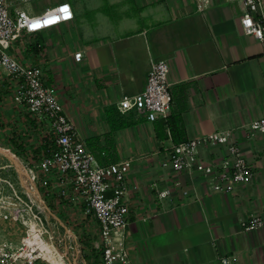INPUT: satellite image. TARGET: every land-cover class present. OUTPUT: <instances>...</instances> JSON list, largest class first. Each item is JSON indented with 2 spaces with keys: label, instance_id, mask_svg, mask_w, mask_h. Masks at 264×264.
Listing matches in <instances>:
<instances>
[{
  "label": "crops",
  "instance_id": "0c3cea01",
  "mask_svg": "<svg viewBox=\"0 0 264 264\" xmlns=\"http://www.w3.org/2000/svg\"><path fill=\"white\" fill-rule=\"evenodd\" d=\"M37 2L21 8L37 15L67 2L74 18L22 35L7 51L42 69L44 85L100 164L129 162L123 234L131 264H219L222 255L234 264H264V226L242 232L239 225L254 216L264 220V135L248 137L242 129L264 117V42L242 33L240 2L207 0L201 10L197 0ZM159 60L169 66L178 142L161 120L116 110L122 98L144 91L150 63ZM12 87L0 69V147L22 154L38 136L13 102ZM217 131L232 132L253 173L232 193H214L201 175L174 171L169 162L174 144ZM200 155L217 163L225 148H201Z\"/></svg>",
  "mask_w": 264,
  "mask_h": 264
},
{
  "label": "built area",
  "instance_id": "2783aa9c",
  "mask_svg": "<svg viewBox=\"0 0 264 264\" xmlns=\"http://www.w3.org/2000/svg\"><path fill=\"white\" fill-rule=\"evenodd\" d=\"M32 1L38 0H0V69L13 85V102L33 121L38 136L36 145L23 155L7 151L15 162L0 153V264H52L45 246L70 264L69 252L77 254L78 249L72 227L81 223L82 230L93 231L91 222L97 224V239L91 246L96 263L131 264L123 234L128 224L125 178L129 162L100 164L76 137L54 92L44 85L42 69L21 64L7 52L22 35H34L74 18L67 2L37 15L28 14L21 5ZM197 1L201 10L207 0ZM225 1L240 2L242 33L264 42L261 1ZM73 58L80 62L82 53H75ZM168 73L165 60L152 61L144 91L122 98L116 110L120 114L134 112L151 123L165 122L172 105ZM242 129L248 137L264 135V117L252 120ZM231 138V131H217L174 144L169 151L172 169L201 175L214 193H232L236 185L248 182L253 173ZM216 146H224L223 158L217 163L205 162L201 148ZM3 159L8 162L2 164ZM166 195V191L159 193L160 198ZM239 225L242 232H248L263 227L264 220L254 216L241 220ZM85 255L87 261L90 255ZM76 259L86 264L79 255ZM218 261L234 264V259L226 255L219 256Z\"/></svg>",
  "mask_w": 264,
  "mask_h": 264
},
{
  "label": "rangeland",
  "instance_id": "374dc122",
  "mask_svg": "<svg viewBox=\"0 0 264 264\" xmlns=\"http://www.w3.org/2000/svg\"><path fill=\"white\" fill-rule=\"evenodd\" d=\"M37 3H38L37 1H32L30 4L32 5V4H37ZM27 4H29V3H27ZM16 155H19V154H16ZM7 162H8L7 160L3 159L2 164L7 163ZM70 227H72V225H70ZM82 227L83 226L81 223L75 225V227H72L76 231V234H77L78 249H77V254H76V251H70L69 252L70 264H82V263H78V259H76V255H79L80 259H82L86 264H97L96 263L97 257L91 249V246L93 245V243L97 239L95 236V233L91 230H87V231L82 230ZM81 248H83V249H81ZM85 252H87L90 255V257L87 261H86L87 256L85 255Z\"/></svg>",
  "mask_w": 264,
  "mask_h": 264
},
{
  "label": "trees",
  "instance_id": "16d2710c",
  "mask_svg": "<svg viewBox=\"0 0 264 264\" xmlns=\"http://www.w3.org/2000/svg\"><path fill=\"white\" fill-rule=\"evenodd\" d=\"M108 120H109V118H108ZM162 122H163L164 125L168 124V126L170 128L171 135H172V139L174 141L178 142V140L176 139V136L181 134V129H180V126H179L178 119L173 117V116H171V115H169L168 118L166 119V121L165 122L162 121ZM122 125L123 124H121L120 126L122 127ZM177 144H179V143H177ZM100 155L102 156V158L106 157V153L104 151L101 152Z\"/></svg>",
  "mask_w": 264,
  "mask_h": 264
},
{
  "label": "bare ground",
  "instance_id": "6f19581e",
  "mask_svg": "<svg viewBox=\"0 0 264 264\" xmlns=\"http://www.w3.org/2000/svg\"><path fill=\"white\" fill-rule=\"evenodd\" d=\"M0 153H2V154H4V155L8 156L11 160H13V161L15 162L13 155H11V154H10L9 152H7L6 150H3L1 147H0ZM44 249H45L46 252H47V258L50 260V262H51L52 264H67V263L63 260L62 256H61L59 253L55 252L54 250H52V249L49 248L48 246H45Z\"/></svg>",
  "mask_w": 264,
  "mask_h": 264
}]
</instances>
